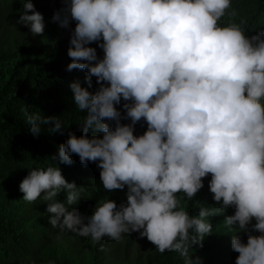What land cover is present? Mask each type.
<instances>
[{
  "label": "clouds",
  "instance_id": "1",
  "mask_svg": "<svg viewBox=\"0 0 264 264\" xmlns=\"http://www.w3.org/2000/svg\"><path fill=\"white\" fill-rule=\"evenodd\" d=\"M62 2L53 22L61 28L76 22L67 70H86L88 88L92 77L99 87L92 93L79 82L69 85L77 110L87 115L82 134L69 132L51 159L71 165L76 155L84 166L96 163L103 188L126 187L127 200L119 206L103 200L85 217L67 207L80 200V188L55 165L29 171L19 184L22 199L47 201L48 222L61 234L96 244L137 232L158 253H178L184 264H194L192 245L202 247L213 231L207 217L234 207L223 223L247 236L246 243L231 236L235 264H264V31L246 35L231 0ZM225 15L229 19L222 25ZM16 23L33 36L44 31L31 0H23ZM92 43L102 49V59L88 46ZM121 100L123 115L115 107ZM142 119L147 130L134 136ZM26 122L33 136L50 123L49 133H62L60 118L39 111L26 114ZM209 174V191L219 207L201 206L190 216L177 193L192 200ZM61 191L66 203L55 199Z\"/></svg>",
  "mask_w": 264,
  "mask_h": 264
},
{
  "label": "trees",
  "instance_id": "2",
  "mask_svg": "<svg viewBox=\"0 0 264 264\" xmlns=\"http://www.w3.org/2000/svg\"><path fill=\"white\" fill-rule=\"evenodd\" d=\"M27 2V0H25ZM36 11L44 17V38L38 43L33 42L29 33L15 42L1 38L5 27L11 29L18 26L17 16L23 11V0H0V264H42L46 256V248L50 240L39 229L52 228L48 219L52 215L46 212L47 201L38 199L33 204L25 202L19 184L29 171L35 168H46L55 165L69 183H75L80 191V200L76 205L94 211L95 206L110 199L117 206L126 203L127 188L124 190H105L100 180V169L96 163L89 162L87 166L79 162L76 155L72 156L73 163L65 165L51 158L57 154L58 146L63 143L68 133L77 137L82 134L83 117L85 111L77 110L73 94L69 87L72 82H79L81 87L95 93L99 85L95 77L91 78V87L85 83L86 70H67L71 62L67 55L71 31L75 27L72 21L68 28H61L53 22L55 12L64 8L62 0H31ZM232 8L238 13L236 22L243 21L245 34L251 36L264 31V0H231ZM30 14V13H29ZM63 15V13H61ZM229 17L225 15L220 21L226 24ZM102 42V41H101ZM96 49L97 57L103 58V51L97 43L88 45ZM125 101L115 107L124 114L122 108ZM39 111L43 117L54 116L61 119L62 133H49L48 125H41L42 132L33 136L26 122V114ZM114 127V122L106 121ZM122 124L131 123L122 119ZM147 124L142 119L134 125V136L143 135ZM93 135L89 129L88 136ZM102 137L103 133H96ZM211 175V174H210ZM193 197L187 200L184 193L177 196L186 200L190 216L199 212V208L219 207L213 201V195H204L209 191L208 184ZM43 195V194H42ZM66 203V192L61 191L55 198ZM226 216L232 215L235 209L229 207ZM226 216H216L208 220L213 231L206 235L202 247L192 245L189 258L199 257L200 264H235L238 253L231 248V236L237 235L246 243L247 236L242 232L227 229L218 234V227ZM253 235H259L253 232ZM227 236V237H226ZM137 242V246L145 253L144 264H184L183 258L175 252L158 253L155 246L140 238L137 232L123 235L120 241L102 239L104 248L112 245H130ZM100 248V246H99ZM221 256V257H220Z\"/></svg>",
  "mask_w": 264,
  "mask_h": 264
},
{
  "label": "rangeland",
  "instance_id": "3",
  "mask_svg": "<svg viewBox=\"0 0 264 264\" xmlns=\"http://www.w3.org/2000/svg\"><path fill=\"white\" fill-rule=\"evenodd\" d=\"M15 19L18 20L19 16ZM5 29L6 30H4L1 38H5L7 41L12 43L24 37L26 33L30 34L29 28L22 24H19L18 26L14 25L11 29L5 27ZM31 37L35 43H38L44 38L43 35H31ZM210 179L211 175L209 174L203 178L202 181H205L208 184ZM200 191L201 189L198 191L199 196ZM207 195L213 194L211 192H207L204 197ZM177 199L180 201V208L183 210L186 208V210H188L186 200L180 198L179 196H177ZM212 208L214 209L216 207ZM77 210L85 217L93 214L92 210L80 207H77ZM229 211L232 210L227 208L220 214L218 213L215 216L207 217V220L216 216H226ZM195 215H198V213L194 214V216ZM85 223H87L86 220ZM252 223H255V221L253 220ZM227 229L228 228L224 225V223L220 224L218 227V234H222ZM39 230L50 240V243L45 250L46 256L43 259L42 264H50V262L51 264H144L142 261L145 258V253L142 251L140 246H137V242L134 244L131 242L128 246L123 244L117 245L116 243V245L114 244L111 247L100 250L99 246L102 245V240L93 244L90 238L79 237L71 232L66 231L61 234L58 229L54 228H42ZM104 238L105 242L110 240L107 237ZM104 246H106V244H104Z\"/></svg>",
  "mask_w": 264,
  "mask_h": 264
}]
</instances>
